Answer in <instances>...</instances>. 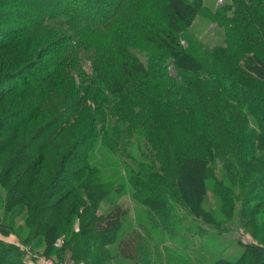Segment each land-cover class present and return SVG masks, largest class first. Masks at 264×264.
<instances>
[{"label":"trees","instance_id":"obj_1","mask_svg":"<svg viewBox=\"0 0 264 264\" xmlns=\"http://www.w3.org/2000/svg\"><path fill=\"white\" fill-rule=\"evenodd\" d=\"M127 1L0 0V186L7 191L3 218L19 217L40 240L51 243L69 226L82 210L78 196L84 195L89 209L82 229L77 222L80 244L102 247L113 242L122 211L115 206L107 214L97 213L108 190L96 184L87 153L90 141L99 135L107 143L106 129L115 130L119 123L124 131L133 127L142 134L152 163L158 165L145 175L128 171L127 182L136 200L165 226L171 215L169 196L191 215L209 221L200 206L208 187L227 206L230 189L249 180L248 189H242L244 215L264 206V0H233L230 15L220 22L225 48H203L189 39L182 46L178 32L191 24L201 0H162L164 23H153L139 38L169 50L174 74L163 66L150 71L134 53L119 55L112 45V51L94 54L92 75L81 70L76 84L71 74L77 60L74 37L79 46L78 37L88 39L92 29L115 22ZM9 4L14 9H5ZM62 18L77 28L76 34L58 37L49 32ZM127 31L134 41V32ZM33 38L51 40L47 55L56 58L43 60L46 42L31 53ZM119 75L126 79L118 81ZM131 85H136V102ZM75 89L83 91L79 98ZM56 95L67 104L64 110L66 104L61 109L52 102ZM215 160L224 167L222 176L212 165ZM94 222L97 228H91ZM76 247L73 256L81 253ZM23 252L0 239V264H12L13 256L16 264H28L20 258ZM263 257L264 248L250 243L236 260L219 258L211 264H261Z\"/></svg>","mask_w":264,"mask_h":264},{"label":"rangeland","instance_id":"obj_2","mask_svg":"<svg viewBox=\"0 0 264 264\" xmlns=\"http://www.w3.org/2000/svg\"><path fill=\"white\" fill-rule=\"evenodd\" d=\"M161 2L162 0H128L120 7L115 22L101 30L88 28L91 30L87 33L88 39L78 37L81 40L79 43H82L79 46L75 36V42L71 43L74 47L73 55L77 58L71 68V74L76 75L75 83L77 84L80 80L81 70L92 75L94 54L101 52L103 55L104 50L112 51L113 48L110 47L112 45L115 46L119 55L126 54L127 50L134 53L150 71L157 72L158 67L163 66L174 74L175 68L169 50L157 47L156 42L149 44L139 38V35L149 30L153 23L156 27L164 23L159 11ZM232 4L233 0H201L191 24L187 27L183 26L178 32L179 43L185 47L189 39L196 41L203 48L213 46L225 48L227 45L224 40L225 31L220 22L225 21V18L230 15L229 8L231 9ZM13 6L9 4L5 9L12 10ZM62 21L66 20L62 18L61 22L52 24L53 27L48 28L49 32L58 37L65 33L76 34L77 28L73 27L74 25H68ZM127 30L134 32L136 37L134 41L128 39ZM32 40L31 43L28 41L31 45V53L35 48L43 47L46 42L48 45L42 48L40 54L43 60L56 58L47 55L51 40L49 42L46 38ZM96 46L101 50L98 51ZM68 54L72 56L69 52ZM30 58L27 57L28 60ZM105 58L110 59L109 56ZM120 75L118 81L123 82L126 75ZM67 77L69 76L64 77V80ZM129 79L130 83H134L132 76ZM131 86L133 87L131 89L135 90L133 100L136 102V85ZM74 91L75 97L78 98L83 92L80 89ZM52 102L54 105L59 104L58 108L61 109L66 104L60 95L54 96ZM89 104L93 103L89 101ZM66 107L67 104L62 110ZM123 127V124L119 123V127L115 130L107 128L106 132L109 133L107 143L101 142L100 136L97 135L93 141H90L87 153L89 162L95 166L93 176L97 181L96 184L108 190L106 199L99 202L97 213L107 214L108 210L115 206L122 211L121 225L113 242L102 247L80 244L82 234L79 227L82 229L84 223L88 221L85 215L88 214L87 209H89L84 195L78 196L82 210L76 212L69 226L59 232L51 243L40 240L35 234L30 233L26 222L19 217L4 221V200L7 191L0 186V219L3 218L0 220V225L4 224L6 229L3 230L4 233L0 231V239L24 250L20 258L28 264H38L35 254L50 258L54 264H62L63 259L77 264H211L219 258L236 260L245 250V246L250 243H256L264 248V206H259V210L252 216L244 215L242 211L244 206L241 197L242 189L244 186L248 189L249 180L242 181L241 184L238 183V186L230 189L232 200L230 199L231 202L227 206H222L216 194L212 193L209 187L207 188L200 206L206 212V218L209 221L191 215L181 203L170 196L171 215L165 221L168 222L166 226L160 218L153 217V213L147 212L145 206L132 195L127 182V172L136 173L137 171L145 175L146 172L154 171L158 165L153 162L154 165L151 166L153 159L148 148L145 147L146 140L142 134L136 131V128L128 127L124 131ZM128 129H132L131 132H127ZM212 165L222 176L224 167L220 165V162L215 160ZM256 177V175L251 176L252 180ZM71 199H74L73 194ZM78 214L80 217H77ZM253 217L256 220L252 222ZM79 219L80 225L75 227L74 224ZM101 225L105 223L102 222ZM91 228H97L96 222L91 225ZM58 238H61L62 242L56 246L55 242ZM70 240H72L71 243H69ZM74 247L78 249L80 247V255L73 256ZM16 260L18 259L14 256L11 257L12 264H16ZM260 262L264 264V257Z\"/></svg>","mask_w":264,"mask_h":264},{"label":"built area","instance_id":"obj_3","mask_svg":"<svg viewBox=\"0 0 264 264\" xmlns=\"http://www.w3.org/2000/svg\"><path fill=\"white\" fill-rule=\"evenodd\" d=\"M74 226L77 227V223H75ZM61 242H62L61 238H58L55 242V245L59 246ZM34 257L36 258L38 264H54V262L46 256H39L35 254ZM62 264H77V263L63 262Z\"/></svg>","mask_w":264,"mask_h":264}]
</instances>
